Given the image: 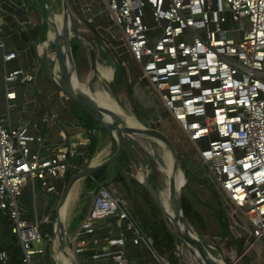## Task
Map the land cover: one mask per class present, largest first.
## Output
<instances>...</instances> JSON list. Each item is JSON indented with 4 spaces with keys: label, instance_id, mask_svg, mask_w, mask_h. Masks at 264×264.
Instances as JSON below:
<instances>
[{
    "label": "built area",
    "instance_id": "1",
    "mask_svg": "<svg viewBox=\"0 0 264 264\" xmlns=\"http://www.w3.org/2000/svg\"><path fill=\"white\" fill-rule=\"evenodd\" d=\"M103 2L111 26L120 33L139 70L137 78L152 88L193 146L227 214L239 217L254 239L264 240V0ZM2 35L0 25V48ZM15 56V52L4 54L2 61ZM32 79V73L21 68L4 78L7 85ZM5 97L7 108L14 106L16 92L10 89ZM88 143L78 136L70 141L62 134L59 145L41 155L40 135L27 125L6 128L0 118V216L11 221L21 264H31L34 254L44 252L32 243L40 237L41 222L47 221L23 218L18 198L24 186L39 182L53 191L49 180L64 179L75 171L70 159L76 146ZM34 144L36 150L31 148ZM108 217L114 218V227L104 231ZM45 238V242L52 240L49 234ZM128 238L152 250L151 238L115 193V184H99L73 229L70 264H81L80 257L89 247L95 248L94 259L106 256L116 264H127ZM153 253L152 264H169ZM0 264H10L5 250H0Z\"/></svg>",
    "mask_w": 264,
    "mask_h": 264
},
{
    "label": "crops",
    "instance_id": "2",
    "mask_svg": "<svg viewBox=\"0 0 264 264\" xmlns=\"http://www.w3.org/2000/svg\"><path fill=\"white\" fill-rule=\"evenodd\" d=\"M69 1H72L75 12L78 14L76 18L73 17L75 23L73 38L79 45L78 60L77 62L74 61L75 75H78L79 66L81 69L82 66L86 67V65L90 67L91 51L94 52L97 66L111 65L113 68H111L112 71L106 72L103 76L105 81L110 80L112 75L114 77V64L120 63L126 71L127 82H131L129 84L131 85L132 96H129L127 92L126 94L131 100L130 105L133 115H130L120 105L118 97L114 99L109 95L110 91L107 84L93 92L87 85L88 79L85 83H82L81 81L83 80L79 76L80 82L76 77L79 86L88 90L99 104L132 116L136 120L143 122L144 126L160 129L169 135L173 134L172 131H174L171 129L172 124L179 130L173 120L169 118L170 116L166 118V115H163L161 110L163 107L154 96L152 88L149 87L146 81L137 78L139 70L131 59L120 37V33L111 26L103 0ZM57 6H60V1L58 0H0V25L3 31L1 37L2 47L0 48V118L3 119V124L6 128L27 125L30 132L40 135L43 144L40 148L41 155H47L50 150L59 145L62 134H65L70 141H74L77 136L80 139H88L89 142L90 140L95 141L96 150L89 161L84 155L87 145L76 146V155L70 161L76 168L81 169L88 164H97L108 158L117 149V143L116 139L104 128L98 126L93 128L85 127L83 122L76 118V108L73 102L61 91L56 83V79L58 80V67L55 59V45L53 43L55 33L43 17L54 18ZM61 44H63V41ZM105 48L109 49L107 57L104 56ZM10 52H15L16 56L9 61L3 62V55ZM17 68L31 72L33 79L23 84L14 82L11 85H7L4 80L6 73ZM90 72L91 76L94 77L93 75L99 70L94 69ZM121 88L126 91V84H119L116 88L117 95ZM10 89L16 92V97L12 101L14 106L7 108L5 94ZM96 93L105 104L97 98ZM149 99L151 104L147 103ZM138 111L142 115V119L137 116ZM161 113L164 117H162ZM139 142L144 146L145 150L147 149L144 143L154 145V143L146 139H141ZM31 148L36 150L37 145L34 144ZM45 149L47 150L46 152ZM126 150L129 153L130 175L132 178L141 184L148 179L164 212L169 213L171 209L167 197V182L159 180L153 172L149 176L147 175L149 171L146 173L143 167L146 166L148 170L149 166L146 164L145 156L137 147L128 143ZM81 156H83V160L77 164V159ZM116 167L115 161L112 162L109 166V171L116 170ZM66 181L64 179H50V184L55 188L53 191L46 190L39 182H28L18 198V204L23 211L24 219H40L41 221L43 218L47 219V221L43 220L40 224V237L32 243L35 248H42L44 252L34 254L31 264H70L68 257L70 238L74 227L89 207L96 186L88 188L85 176L81 177L71 185L63 200ZM113 184H115V193L125 202L130 215L136 220L142 231L151 238L153 251L164 256L169 264H203L198 256L191 251L190 246L181 242L163 209L151 195V199L150 197L148 198L149 200L139 195L137 185H130V188L126 189L120 182H114ZM56 214L60 216L65 229V249L67 254L61 253L58 248V240L55 233L58 227L54 223ZM227 218V229L236 240L232 243L227 241L226 244L231 246L235 255L231 260H228L221 249L207 241V248L214 260L218 264H264V240H256L250 236L243 229L239 217L227 214ZM157 220L162 221L174 235L175 256H173L171 261L168 251L163 249L162 253L154 248V244L157 246L160 244H157L158 242L153 243L154 238L164 239L167 237L166 231L156 225ZM228 221L231 223V227ZM103 222L104 231L112 229V221L110 219ZM50 223L53 228V234L50 235L52 240L45 242V234L47 233H41V231L45 230L46 225ZM115 232L116 229H113L112 233L114 234ZM223 237L224 239L228 238L226 236ZM94 249V247H89L82 253L80 257L81 264H116L111 258L106 256L97 259L92 258L91 255L94 253ZM152 250L143 243L135 245L130 238L126 239L124 256L127 264L154 263L155 257Z\"/></svg>",
    "mask_w": 264,
    "mask_h": 264
},
{
    "label": "water",
    "instance_id": "3",
    "mask_svg": "<svg viewBox=\"0 0 264 264\" xmlns=\"http://www.w3.org/2000/svg\"><path fill=\"white\" fill-rule=\"evenodd\" d=\"M61 6V18L56 22L54 18L43 19L48 23L55 33L53 43L55 45V59L58 67V85L61 91L73 102L74 107L80 109L83 113L92 117L102 128L110 133L117 143V149L108 158L97 164H88L70 175L64 187L62 199L64 200L71 185L79 178L90 175L98 168L109 165L121 157L127 149L128 143L137 147L145 156L149 166L147 175L153 172L152 163L146 156L144 146L139 142L141 139L150 140L152 143L161 144L171 156V168L167 174V197L172 213L164 212L161 203L157 200V196L150 186L149 180H144L143 184L147 188L150 195L157 201L163 212L171 222L176 234L181 242L188 244L203 264H218L207 248L203 238L192 228L185 218L181 202L184 189L186 187L187 178L182 183H177L176 174L181 169L180 155L178 149L172 139L164 131L144 126L138 120V125L128 122L123 114L112 108L101 105L92 97L88 90L81 88L77 83L75 75V63L72 54L71 40L74 36L75 23L70 11L68 0H59ZM63 41V44L61 42ZM91 70L97 69L96 58L94 52L91 51ZM113 75L111 79L106 81L109 89V95L117 99L116 87L113 83ZM185 174V171H183ZM54 223L57 225L58 248L61 253L67 254L65 249V229L61 218L56 214Z\"/></svg>",
    "mask_w": 264,
    "mask_h": 264
},
{
    "label": "rangeland",
    "instance_id": "4",
    "mask_svg": "<svg viewBox=\"0 0 264 264\" xmlns=\"http://www.w3.org/2000/svg\"><path fill=\"white\" fill-rule=\"evenodd\" d=\"M69 6H70V11H71L73 17L76 18V16H78V14L75 12V7H74L72 1H69ZM56 9H57V11H55V13H54V19L56 20V22H59L60 21L59 19L61 18V7L57 6ZM75 42L77 43L76 40H75ZM73 58H74V61L77 62L78 50L74 53ZM112 61H114V60L112 59ZM103 67L112 68L111 65L110 66L104 65ZM79 68L80 69L77 70L78 75L76 74L78 81L79 82L81 81L79 79V76L83 80V81H81L82 83L83 82L85 83L88 79L87 85L93 90V92H95V90L97 88H103L107 84L105 79L99 75V72L94 74L93 75L94 77L91 76V72H90L91 70H90L89 65H86V67L82 66V69L79 66ZM136 70H137V68H136ZM138 75H139V72H138ZM123 89L124 88H121V90L118 91L119 103L121 106H123V108L126 109V111L130 115H133L131 105H130L131 100L127 96L126 91ZM147 103L151 104L150 99L147 100ZM161 110H162L163 115L164 116L166 115V118L169 117V114L167 113L165 108H162ZM75 112L83 114V112L78 108L75 109ZM162 113H161V115H162ZM137 114H138L137 116L139 118L142 117V115L139 113V111L137 112ZM163 115H162V117H164ZM140 123L143 124V122H140ZM95 126L100 127L97 122H95ZM171 129L174 130V131H172V133H175V134L174 135L172 134V135H173V137H175V139H177V137H178L177 140L183 139V140L179 141V143L181 145L180 148L185 150L186 152L183 155H181L184 151H182V152L179 151L180 152L179 155H180L181 159H183L182 156L187 157L188 155H192V158L186 159L187 160L186 163H184L183 167H181V169L179 170L184 176H185V174L183 173V171H185L186 169L188 170V171H186V178L189 181L188 185H190V187H192L195 192L193 193V195H191L189 193H187V195L190 197L191 202H192V206L194 207V209L201 215V217H200L201 220L195 219L194 223L190 224V225L198 234L201 235V237L204 240L210 241L215 247H217L218 249H221L223 251V255L227 256L228 260H231L232 257L235 255V253H234V251H232L231 246H228L226 244V242L228 241V238L224 239V237L221 235L222 234L221 226L217 220V214H218L221 218L225 217L224 221L226 224H228L227 223V219H228L227 218V211L224 208L223 204H221L222 201L220 203L218 200L214 199V198H216V195H215L216 189H215L214 185L211 183V179H210L208 173L203 169L199 160L196 159L197 156L192 151V150H194L193 146L187 141V139L185 137H183L182 133L179 130H177L173 124L171 125ZM144 145L146 146V149L148 150V152H147V150H145V152H146V156L148 157V159L152 162V169H153L154 175H156V177L159 180L167 182V173H165L163 168L166 166V163H167L166 162L167 161L166 158L168 159L167 154H168L169 158L171 159L170 154L167 152V150H165V148H163V146L161 144L157 143V144L153 145L150 143V145H149L148 143H146V144L144 143ZM136 162H139V161H136ZM180 163H181V165L183 164L181 162V160H180ZM146 164L148 165L147 161H146ZM143 168L146 170L145 171L146 173L149 171V168L147 170L146 166H144ZM202 170H203V172H202ZM197 177H200L202 179H199ZM212 208H213V210H212ZM229 226L231 227L230 222H229ZM227 237H229V236H227Z\"/></svg>",
    "mask_w": 264,
    "mask_h": 264
},
{
    "label": "trees",
    "instance_id": "5",
    "mask_svg": "<svg viewBox=\"0 0 264 264\" xmlns=\"http://www.w3.org/2000/svg\"><path fill=\"white\" fill-rule=\"evenodd\" d=\"M75 43H76L75 38H72L71 48H72V54L73 55L77 50H79V45L77 43L76 44ZM108 51H109V49L105 48V52H104L105 57H107V54L109 53ZM114 66H115V72H114V77H113V83H114L115 87L117 88L119 86V84L125 83L127 94L129 96H132L131 85L129 84L131 82H127L126 71H125L124 67L120 63L119 64L115 63ZM75 114H76V118L81 120V122H83V125H85V127L93 128L95 126L96 121L92 117H90L89 115H87L85 113L80 114V113H76V112H75ZM174 134L175 133H173V135ZM173 135L171 134V136L169 135V137L172 139V141L176 145L179 154H180V152L184 151L181 154V155H183L186 151L180 148L181 145L178 142V141L183 140V139L177 140L178 137H177V139H175V137H173ZM95 150H96V142L93 140H90V142L86 146L85 153H84V155L86 156L88 161L93 156ZM128 154L129 153L126 150V152L115 161V165L117 166L116 170H112L110 172L109 171L110 164H109V165H104V166L98 168L97 170H95L94 172H92L90 175L85 176L86 186L88 188H92L94 186L97 187L99 184H106L109 182H113V183L114 182H120L121 184H123V186L126 189H129L130 185L131 186L137 185L138 190H139L138 194L143 196L145 199L146 198L148 199L149 197L151 199V196H150L147 188L143 184L137 182V180L132 178V176L130 175L131 168H130V160H129ZM182 157H183V159H181V157H180V160L183 163L182 164V167H183L184 163H186V161H187L186 159L192 158V155H188L187 157L186 156H182ZM77 160H78L77 164H79L80 161L83 160V156H81ZM78 170H79V168L75 169V171H73V172L66 173L64 180H67L70 175H72L73 173H75ZM186 171H188V170L187 169L185 170V176H186ZM202 172H203V170H202ZM197 178L202 179L200 177H197ZM188 183H189V181L187 180L186 187H185L186 191L184 190L185 192H183V195H182L181 207H182L183 214H184L185 218L187 219V221L190 224H193L195 219L201 220L200 219L201 215L194 209V207L192 206L191 199L187 195V193L193 195V193L195 192L194 189L192 187H190V185H188ZM96 187H95V189H96ZM215 195H216V198H214V199L218 200L221 203L220 197L216 191H215ZM212 210H213V208H212ZM107 219L108 220L110 219V221H112L111 225H112V227H114V218L108 217ZM217 220H218V223L220 224L221 229H222V236H226V237L229 236L228 237L229 243H232L234 240H236L231 236V234L229 233V231L227 229L228 226L224 221L225 217L221 218L217 214ZM156 225H158L159 227H161V229L166 231L167 237H165L164 239L163 238L157 239V237H156V239L154 238L153 243H156V242H158L157 244L160 243L158 246L154 244V248L158 252L159 251L163 252L164 250L168 251L169 258L171 261V260H173V256H175L174 255V252H175L174 235L169 229H167V227L164 225V223L162 221L157 220ZM44 232L49 234V235L53 234V228H52L51 223L47 224L46 229L41 231V233H44ZM204 242L207 245V241L204 240ZM0 250H5L7 252L8 256H9V263L10 264H21V258H22L21 249L17 245L16 235L11 232V221L8 219L7 216H0Z\"/></svg>",
    "mask_w": 264,
    "mask_h": 264
},
{
    "label": "bare ground",
    "instance_id": "6",
    "mask_svg": "<svg viewBox=\"0 0 264 264\" xmlns=\"http://www.w3.org/2000/svg\"><path fill=\"white\" fill-rule=\"evenodd\" d=\"M97 69L99 70V75L101 76V77H103L104 75H105V73L106 72H109L110 70L112 71V69L111 68H109V67H100V66H97ZM109 78V77H108ZM109 80V79H108ZM96 96H97V98L102 102V103H104L100 98H99V96H98V94L96 93ZM109 97V96H108ZM110 99H111V97H109ZM112 100V99H111ZM113 101V100H112ZM105 104V103H104ZM107 105V104H106ZM120 113H123V112H120ZM123 115L125 116V118H126V120L128 121V122H130L131 124H134V125H138V121H136V119L134 118V117H132V116H128V115H126V114H124L123 113ZM166 157V156H165ZM167 157H168V159L166 158V166L163 168L164 169V171H165V173H169V171H170V168H171V163H172V160L169 158V156H168V154H167ZM180 172V171H179ZM177 172V174H176V180H177V183L179 184V183H182V182H184L185 181V177H184V175L180 172ZM170 212H171V210H170ZM169 212V213H170Z\"/></svg>",
    "mask_w": 264,
    "mask_h": 264
}]
</instances>
